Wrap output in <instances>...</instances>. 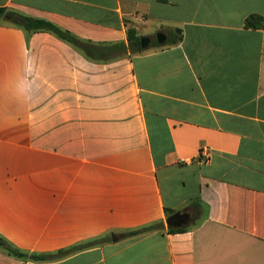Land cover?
Returning <instances> with one entry per match:
<instances>
[{
	"label": "crops",
	"instance_id": "0c3cea01",
	"mask_svg": "<svg viewBox=\"0 0 264 264\" xmlns=\"http://www.w3.org/2000/svg\"><path fill=\"white\" fill-rule=\"evenodd\" d=\"M0 9V237L22 254L0 248V264H264V0ZM14 17L150 42L91 61Z\"/></svg>",
	"mask_w": 264,
	"mask_h": 264
},
{
	"label": "trees",
	"instance_id": "16d2710c",
	"mask_svg": "<svg viewBox=\"0 0 264 264\" xmlns=\"http://www.w3.org/2000/svg\"><path fill=\"white\" fill-rule=\"evenodd\" d=\"M0 18L3 21L9 22L10 15L4 10L0 9ZM14 20L19 27L25 31H49L54 33L61 40L73 45L76 47L83 55L91 61H107L116 57L122 50L128 49L130 53H139L142 51L140 48V36L137 35V32L134 28L127 29V46L124 44H111V45H97L91 42L79 41L69 35L66 32L61 31L52 24L35 20L26 17H14ZM245 26L252 29H261L263 27V18L261 16H250L245 21ZM156 225H148L137 230H132L128 232V235H137L152 230ZM170 233L176 232V230L170 229ZM0 248L7 251L9 254L14 256H21L22 254L18 252L11 244L5 241L0 237ZM31 259L33 261H50L53 259V255H32Z\"/></svg>",
	"mask_w": 264,
	"mask_h": 264
},
{
	"label": "water",
	"instance_id": "95a60500",
	"mask_svg": "<svg viewBox=\"0 0 264 264\" xmlns=\"http://www.w3.org/2000/svg\"><path fill=\"white\" fill-rule=\"evenodd\" d=\"M156 40H157L158 43H162L163 42V36L161 34H157L156 35ZM149 42H150L149 38L140 37V48L141 49H146L148 47V45H149ZM181 218H182L181 215L172 216V217H170L167 220V224H169V225L178 224Z\"/></svg>",
	"mask_w": 264,
	"mask_h": 264
},
{
	"label": "flooded vegetation",
	"instance_id": "af4514ba",
	"mask_svg": "<svg viewBox=\"0 0 264 264\" xmlns=\"http://www.w3.org/2000/svg\"><path fill=\"white\" fill-rule=\"evenodd\" d=\"M184 219H185V216H182V218L180 219L179 223H181Z\"/></svg>",
	"mask_w": 264,
	"mask_h": 264
},
{
	"label": "built area",
	"instance_id": "2783aa9c",
	"mask_svg": "<svg viewBox=\"0 0 264 264\" xmlns=\"http://www.w3.org/2000/svg\"><path fill=\"white\" fill-rule=\"evenodd\" d=\"M204 152V151H203ZM203 155H205L206 157H207V153H205V154H203Z\"/></svg>",
	"mask_w": 264,
	"mask_h": 264
}]
</instances>
